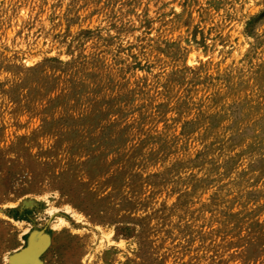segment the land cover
Returning <instances> with one entry per match:
<instances>
[{
  "label": "rangeland",
  "instance_id": "obj_1",
  "mask_svg": "<svg viewBox=\"0 0 264 264\" xmlns=\"http://www.w3.org/2000/svg\"><path fill=\"white\" fill-rule=\"evenodd\" d=\"M0 264H264V0H0Z\"/></svg>",
  "mask_w": 264,
  "mask_h": 264
},
{
  "label": "bare ground",
  "instance_id": "obj_2",
  "mask_svg": "<svg viewBox=\"0 0 264 264\" xmlns=\"http://www.w3.org/2000/svg\"><path fill=\"white\" fill-rule=\"evenodd\" d=\"M34 260V259H33Z\"/></svg>",
  "mask_w": 264,
  "mask_h": 264
}]
</instances>
